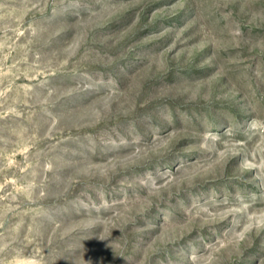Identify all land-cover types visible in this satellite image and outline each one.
I'll return each mask as SVG.
<instances>
[{"label": "rangeland", "instance_id": "obj_1", "mask_svg": "<svg viewBox=\"0 0 264 264\" xmlns=\"http://www.w3.org/2000/svg\"><path fill=\"white\" fill-rule=\"evenodd\" d=\"M264 264V0H0V264Z\"/></svg>", "mask_w": 264, "mask_h": 264}, {"label": "clouds", "instance_id": "obj_2", "mask_svg": "<svg viewBox=\"0 0 264 264\" xmlns=\"http://www.w3.org/2000/svg\"><path fill=\"white\" fill-rule=\"evenodd\" d=\"M34 264H38V262H34Z\"/></svg>", "mask_w": 264, "mask_h": 264}]
</instances>
